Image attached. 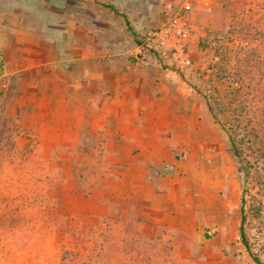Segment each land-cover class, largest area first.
Masks as SVG:
<instances>
[{"label":"rangeland","instance_id":"374dc122","mask_svg":"<svg viewBox=\"0 0 264 264\" xmlns=\"http://www.w3.org/2000/svg\"><path fill=\"white\" fill-rule=\"evenodd\" d=\"M9 1L0 0V12ZM20 1L24 15L37 14L40 29L47 31L55 29L48 24L52 17L70 18V27L77 29L81 3L90 1L87 12H93L89 5H98L103 18L144 23L145 34L130 32L134 41L184 16L189 65L177 68L147 54L178 73L211 107L212 125L236 168L226 130L239 129L248 172L243 229L249 252L238 238L237 222L227 234L203 223L189 230L144 229L140 219L112 203L101 184L109 168L100 162L98 137L84 138L76 151L48 150L22 128L19 115L8 117L10 93L0 90V264H256L253 257L264 264V0ZM102 4L113 5L117 14ZM237 177L241 182L238 172Z\"/></svg>","mask_w":264,"mask_h":264},{"label":"crops","instance_id":"0c3cea01","mask_svg":"<svg viewBox=\"0 0 264 264\" xmlns=\"http://www.w3.org/2000/svg\"><path fill=\"white\" fill-rule=\"evenodd\" d=\"M81 4L77 29L63 17L48 19L54 31L40 29L20 0L0 12L8 117L19 115L48 150L76 151L84 138L98 137L100 162L109 168L101 184L144 229L203 223L227 234L239 220L241 183L206 103L152 55L138 58L124 23ZM129 26L146 33L142 22Z\"/></svg>","mask_w":264,"mask_h":264},{"label":"built area","instance_id":"2783aa9c","mask_svg":"<svg viewBox=\"0 0 264 264\" xmlns=\"http://www.w3.org/2000/svg\"><path fill=\"white\" fill-rule=\"evenodd\" d=\"M189 8L188 3L183 5L185 11ZM188 33L184 16H174L141 39L137 57L143 59V56L151 53L162 62L176 65L177 68L186 67L190 63L186 51Z\"/></svg>","mask_w":264,"mask_h":264},{"label":"trees","instance_id":"16d2710c","mask_svg":"<svg viewBox=\"0 0 264 264\" xmlns=\"http://www.w3.org/2000/svg\"><path fill=\"white\" fill-rule=\"evenodd\" d=\"M102 6L107 8L108 10H110L113 14H117V11L113 5L102 4ZM123 20H124L126 30L128 32H131L129 22L127 21L126 18H123ZM131 35L133 37H136V35L134 33H132ZM135 42L139 45L141 43V39L139 41L135 40ZM211 111H212V109H211V107H209V112L211 113ZM238 132H239V129L237 130V127L234 125L229 126L226 130L227 137L229 140L230 151L232 152L234 157L237 159V163H238L237 172H238V174L241 175V182H240L241 183V191H240V199H239V220H238V226H237V234H238V238H239L240 242L246 247V249L249 252L247 240L245 237V232L243 229V225L245 222V210H244V208H245V206H244L245 205V193H246L245 181H246V177L248 175V172H247L246 166H245V164L242 161V158L240 156L239 147H238V141H239V139H238L239 133ZM253 260L256 264H261L260 261L256 257H253Z\"/></svg>","mask_w":264,"mask_h":264}]
</instances>
